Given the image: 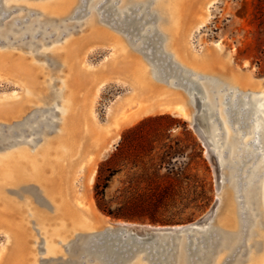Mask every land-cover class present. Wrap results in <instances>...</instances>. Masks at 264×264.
<instances>
[{"label": "rangeland", "instance_id": "1", "mask_svg": "<svg viewBox=\"0 0 264 264\" xmlns=\"http://www.w3.org/2000/svg\"><path fill=\"white\" fill-rule=\"evenodd\" d=\"M2 1L0 29L12 26L13 31L8 39L0 35V131L6 135L11 130L19 143L8 151L0 148V153L23 147L32 152L54 135L55 128L47 129L52 122L50 99L29 102L28 92L36 95L43 82L48 83L43 70L50 73L55 67L49 51L73 36L68 47H73L77 58L69 63L76 68L68 74V82L77 101L75 118L71 112L68 125L76 133L72 141L75 152L63 162V171L52 172L51 177L58 179L61 188L66 187L77 208L103 220L73 229L58 241L62 249L57 254H48L37 235L38 244L31 245L36 256L32 262L178 264V244L186 243V264H241L250 222L248 211H241L248 193L264 183V121L251 101L264 91V0L186 1L180 35L187 38V49L218 68L235 72L246 84L236 89L221 84L209 92L205 91L209 74L183 67L164 48L157 15L161 0H73L67 13L51 20L42 18L32 6L45 0H10L9 9L3 8ZM90 17L99 19L96 25L100 29L85 23ZM119 38L126 42L129 53L120 49ZM8 45L13 48L9 53L4 51ZM30 48L47 56H33ZM140 61L153 68L160 80L148 87L140 84ZM59 85L56 79L54 88ZM47 91L43 90L45 95ZM178 93H184L190 102L189 118L164 107L177 102ZM155 100L165 103L161 106ZM220 109L236 137L238 147L233 153L226 143ZM207 123H211L209 127ZM207 147L215 153H207ZM217 172L223 177L220 190ZM96 184L106 185L101 199L95 195ZM20 185L12 187L20 191ZM30 185L39 190L37 183ZM231 185L240 222L233 230L240 234V241L234 249L223 251L215 215ZM16 216L14 220L0 217V264H27L26 249L4 227L6 223L16 227L20 219ZM115 226L177 231L162 246V253L154 254L143 245L106 237ZM27 227L31 229L29 224ZM114 231L118 236L119 228ZM86 239L88 249H79Z\"/></svg>", "mask_w": 264, "mask_h": 264}, {"label": "bare ground", "instance_id": "2", "mask_svg": "<svg viewBox=\"0 0 264 264\" xmlns=\"http://www.w3.org/2000/svg\"><path fill=\"white\" fill-rule=\"evenodd\" d=\"M72 1L73 0H45L43 2L32 4V6H35L39 10L42 18L45 17L47 20H51L54 16H61L67 13ZM121 1L123 3H127L129 0ZM133 1L142 2L143 0ZM161 1L163 2V5L157 7V15L159 16V22L161 23L160 32L164 37V48L167 52L173 55L175 61L183 65V67L185 66V68H189L191 71L205 72L209 74L211 80L207 83V88L205 89L206 92H209L213 89H218L221 84H224L232 89L245 86L246 84L240 80V77L235 72L228 70L226 67L218 68V66H214V63H211L209 60L203 58V56L197 57L192 55L187 49L185 41L187 38L185 39L183 38L185 36L182 37L180 35L184 11L183 9L185 8L184 6L187 0ZM2 2L3 8L9 9L11 6L10 0H3ZM22 4H24V2ZM98 20L99 19H93L90 17L85 23H88L92 27L94 26L96 29H100L96 25ZM31 28L32 26L28 28V32L31 31ZM12 31V26L7 29H0V35H4V38L8 39V36L10 33H12ZM116 31L113 32L116 33ZM118 32L119 31H117V33ZM72 37L73 36H69V38H67L58 49L53 48L49 51V53H51L53 56L55 67L50 73L43 70L44 74L48 75V83L44 81L41 85L42 89L36 95H33V93L30 92H28L29 95L27 94L29 96L27 98L29 102H41L43 100L50 99L52 105L49 108L48 114L51 116L52 122L49 123L47 129L51 130L52 127L55 128L54 135L51 138L45 140L43 144L44 146L35 151L33 150L32 152L31 150H27L25 147H23L7 154L5 151L0 153V217L5 216L8 219L10 218L13 220L15 218L14 216L16 215V217H20L19 223L16 225V227L7 223L4 225V227L10 236L12 235V237H16V243L21 244L22 247L26 249L27 253L25 255V262L27 264H36L35 262H32L34 261L32 258L35 256V251L31 248V245H33V243L36 245L38 244L39 240L37 241V235L40 238L42 244H44V249L48 254H57L62 249V246L58 244V241L66 238L65 236L70 234L73 229L103 223V220L100 217L97 218L96 215L94 216L91 211L81 210L79 207L77 208V206H75V204H73L70 198L67 196L66 187L62 186L61 188V183H58V179L55 180L51 177V174H53L52 172L63 171V162L69 157L72 159L73 157L71 156H73L75 152L72 141L76 133H73L75 131L70 132L69 130L71 128L69 129L68 125L70 119L69 116L72 115L71 112H73L75 102L77 101V97H75L77 95H74L72 91H69L71 84L68 82V79H70L68 78V74L76 68V65L69 63V61L71 62L73 59L76 60L77 58L74 55L75 52L73 53V47L71 49L68 47L71 39H73ZM120 41L121 43L118 45L120 49L123 50L124 53H129L130 48L127 46L126 42L122 39H120ZM70 45H72V43H70ZM44 48H46V46H44ZM131 48L132 51H137V48L133 46H131ZM11 49H13L12 45H8L5 47L4 51L6 50L5 52L9 53ZM29 50V53H31L33 56H37L40 53L47 56L44 51L37 53V51L33 52L32 48ZM140 62V71L138 73V78L141 80H139L140 84L143 82L145 87L147 85L150 86L153 82L160 80L153 68L151 69L148 65L142 63V61ZM56 79L60 82V85L55 89L54 84ZM44 89H48V93L46 92V95L43 92ZM191 96L194 99L196 97L195 94H192ZM178 98L179 99L177 102L172 104L170 103L168 105L164 104V101V107L166 105V110L170 111L176 116L189 118L188 106L190 102L187 101L184 93H178ZM251 101L255 105V110L262 113L263 116L261 119L264 121V91L260 94V97H254ZM162 102L160 101V103ZM156 103L160 104L157 101ZM156 103L154 105H156ZM209 103L211 105L212 102L209 100ZM163 104L160 105L163 106ZM200 104L201 102L199 105ZM148 105L146 104L144 107H147ZM74 111H76V109ZM222 112V109H220L219 113L226 130V143L227 146L230 145L231 152L233 153L238 147L236 144V137L231 135L230 130L226 126V119L224 118V114H222ZM143 113H146V111L142 112V114ZM73 118H75V113ZM75 122L78 123L79 121ZM198 123L200 125V119H198ZM83 124L84 123L82 122V125ZM210 124L211 123H207L206 125L209 127ZM77 125L76 128L78 127ZM208 127L207 130L208 133H210L211 130H209ZM69 140L71 144H69ZM15 143H19V141L13 139V133L11 130H8L6 135H3L0 131V144L2 145L0 148H5V150L8 151V148L15 145ZM208 152L212 153V155L215 153L212 149L207 147V153ZM69 165L68 167H70ZM216 165L219 172L220 170L217 162ZM218 172L217 179L220 190L223 177ZM32 183H37L39 190H37L33 185L31 186L30 184ZM16 184H21L20 191L18 190L19 187L18 189L16 187H12ZM233 190L234 186L231 185L227 191L223 193V205L215 215L216 220L221 226V242L223 251L226 249H234L240 241V234L237 230H233V228H236L237 225L239 226L240 224L239 219L236 216L237 210L232 196ZM30 198L36 202V205L33 204ZM245 210L246 212L248 211L247 214L250 216V222L246 241V256L244 260L241 261V264H264V183L259 184L254 190L248 193L245 209L241 212H244ZM9 221L11 223V220ZM28 224L31 226L33 231L30 229V227H27ZM228 226L230 227L227 228ZM117 228H122L121 231H123V233L120 236H114V233L116 232L114 230ZM108 231L109 232L105 234L106 237H116L120 239L119 241L123 242V244L134 243L136 245H148L151 247L152 252H155L154 254H160L163 251L162 246L164 248L165 243H168L171 238L168 236L167 238H162L151 235L154 233L161 234L163 232L173 231V229H135L126 226H115L108 229ZM137 232H140L141 234H136ZM102 235L104 234H101V237ZM130 235H132L133 238H129ZM87 240L88 239L81 242L78 248H84V243ZM172 242L174 243V241ZM177 244L176 247L179 245L177 250V263L186 264V253L184 254V247L186 243Z\"/></svg>", "mask_w": 264, "mask_h": 264}, {"label": "water", "instance_id": "3", "mask_svg": "<svg viewBox=\"0 0 264 264\" xmlns=\"http://www.w3.org/2000/svg\"><path fill=\"white\" fill-rule=\"evenodd\" d=\"M195 99L197 100V97H195ZM187 229V228H186ZM122 230V228L120 229L119 228V234H118V236H120L122 233H123V231H121ZM175 231H177V230H174V231H169V232H163V233H161V234H159V233H154V234H152L151 236H159V237H162V236H168V237H170V238H172V235H171V233H173V232H175ZM136 234H141L140 232H137ZM129 238H133V236L132 235H130L129 236Z\"/></svg>", "mask_w": 264, "mask_h": 264}, {"label": "trees", "instance_id": "4", "mask_svg": "<svg viewBox=\"0 0 264 264\" xmlns=\"http://www.w3.org/2000/svg\"><path fill=\"white\" fill-rule=\"evenodd\" d=\"M105 187V184H102L101 186H99L98 184L95 185V195L98 197V199H101Z\"/></svg>", "mask_w": 264, "mask_h": 264}, {"label": "flooded vegetation", "instance_id": "5", "mask_svg": "<svg viewBox=\"0 0 264 264\" xmlns=\"http://www.w3.org/2000/svg\"><path fill=\"white\" fill-rule=\"evenodd\" d=\"M187 237H188V236H187ZM88 244H89V239L84 243V246L87 247L86 250H87L88 247H89ZM144 247H145V249H151V247L148 246V245H144ZM185 247H186V246H185ZM185 247H184V248H185ZM185 249H186V248H185ZM186 260L188 261V253H186ZM188 262H189V261H188Z\"/></svg>", "mask_w": 264, "mask_h": 264}]
</instances>
